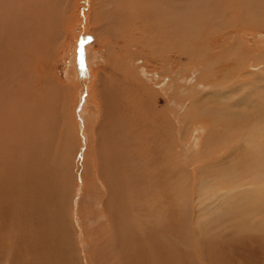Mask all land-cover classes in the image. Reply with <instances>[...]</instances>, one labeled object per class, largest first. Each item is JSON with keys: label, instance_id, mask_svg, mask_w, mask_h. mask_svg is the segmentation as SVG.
<instances>
[{"label": "bare ground", "instance_id": "bare-ground-1", "mask_svg": "<svg viewBox=\"0 0 264 264\" xmlns=\"http://www.w3.org/2000/svg\"><path fill=\"white\" fill-rule=\"evenodd\" d=\"M231 1L92 0L95 7L84 14L77 0H0V247L13 248L8 264H264V145L255 147L257 143L247 139L246 161L229 164L223 171L235 182L218 184V189L215 185L206 199L177 202L175 209L169 194L177 145H172L174 89L168 78L177 77L175 66H185L188 58L173 50V42L178 34L181 43L187 41L189 26L200 32L208 31L203 26L214 27L211 14L220 17L221 7ZM241 1L249 7L254 0ZM77 13L86 22L87 33L94 28L96 34V46L87 53L82 36L72 44L68 40L80 23ZM231 15L227 17L234 19ZM241 22L235 31L240 25L254 29L248 21ZM225 27H219V35L204 46L205 58H222L223 49L216 48L232 36V31L220 35ZM245 49L243 67L251 62V75L262 72L251 79L259 89L239 100L230 94L232 88L221 89L214 102L207 101L216 108L209 111L214 121L207 120L206 138L223 140L227 162L239 152L227 145L233 141L229 130L249 125L243 120L249 118H243L245 110L235 107L247 106L248 100L259 110L264 105V77L258 79L264 75V59L253 55L255 47ZM188 63L194 71L202 68L203 75L205 62ZM225 63L219 59L210 66L214 81L237 68L236 63ZM202 82L208 83L200 81L197 86ZM191 119L206 126L197 116ZM226 131L231 134L228 141ZM91 150L100 165L89 167ZM87 167L100 191L110 195L111 216L100 210L104 216L98 222L112 230L105 232L102 225L100 237L93 236L95 231L90 232L85 221L84 229L79 228L74 216L67 225L58 207H51L54 192L59 196L72 174ZM79 181L77 191L91 183ZM84 235L89 247L91 236L98 244L104 240L98 249L93 245L98 256L91 247L93 253L84 257ZM41 237L54 258H39Z\"/></svg>", "mask_w": 264, "mask_h": 264}, {"label": "rangeland", "instance_id": "rangeland-1", "mask_svg": "<svg viewBox=\"0 0 264 264\" xmlns=\"http://www.w3.org/2000/svg\"><path fill=\"white\" fill-rule=\"evenodd\" d=\"M74 1H76V0H74ZM99 1L100 0H96V2H99ZM77 2H78L79 7H82L83 13H84V11L87 13V11H89L90 9L93 8V6L95 7V5H96V2L94 5L92 0H77ZM240 2H241V4H240L241 7L239 6ZM239 3L235 2V0H234V1H231V4H229V5L224 4V6L221 7L220 17L216 16V18H215L211 14V17L213 19H215L214 23H216V24L214 25V27H211L212 25L203 26V27L209 28L208 31H206L207 30L206 29V30H203L202 32H200V30L197 29L198 28L197 26H191V27L189 26L188 37L186 36L187 41H185L184 43H181L182 35L178 34L177 38L173 42V45H174V46H172L173 50L180 53L182 55V59H185V57H188V58H186V60H184L185 66L184 65L175 66V68H179L180 77L178 74L177 77H175L176 75H172L168 78V81L173 82V89H174L173 90V101L170 104L171 110L173 112L172 127H173V140L174 141H173L172 145H174V147L177 145L176 146L177 148L176 147L174 148V155H173V158L171 159V170H170L171 183H170V187H169V194H170L171 201L174 204L176 203L174 205V207H172V208H175V209H176V206L178 204L177 202H182V201L188 202V201H196L198 199H202V200L206 199V196H204V195H208V194L211 195L210 193L212 191L214 192V190L217 188L218 184L220 187V186H225V184L228 185V184H232L233 182H235L231 176L225 175L223 173V171L225 168L228 167L229 164H232L236 161H240V162L246 161L244 159V157L248 154L247 144L245 143L247 139L255 141L257 143V145L255 147H257L258 145H260V146L264 145V105H263V109H261V110L256 109L257 105H254L256 103H252L253 100H248L247 106H245L243 103H240V106H239L240 108L238 106L235 107L236 111H238V110L241 111L242 109L245 110V114L243 115V118L246 116H249V118H248V120H245V119H243V120L246 123H248L249 125L247 127H241V126L240 127H234V129L229 128L230 130L228 128H226L233 135V141L228 142L227 145L229 144L233 149H235L236 152L239 151V152L235 153V157L232 161H230V162L226 161V159L229 158V156L228 155L224 156L225 152H222V149L224 148V143H223V140L221 138H220L221 141L213 140V139L209 138L208 135L206 138V133L208 130L207 125H209L207 120L214 121V116L210 117L209 111L214 113L215 108H216L215 107L216 104H208L207 101L214 102V96H215L217 91H219L221 89L232 88L229 90L230 94L233 96V98L235 100L236 99L239 100L240 97L245 96V95L253 92L254 90L259 89V87H257V84H255L256 80H251V79H253L252 76H254V77L259 76L260 73L262 74V72H261V70H259L258 72L256 71V73L254 75H251L250 73L252 72V70L249 68L252 65V63L250 62L246 67H243V65L245 64L243 57H244V59H246L245 57H247V55L245 53L242 54V52L246 46L251 47V48L255 47L256 51H254L253 55L257 56L259 59H261V61L264 59V54L261 53V49H264V28H261L264 26V0H254L252 2V5L250 4L251 5V6H249L250 8L246 7V6L244 7L241 0L239 1ZM86 13H84V14H86ZM90 14H92V12ZM227 14H233L234 16H232V15L231 16L235 17V18L231 19L230 17H227ZM77 16L79 17V18L77 17V19L80 20L79 21L80 23H78L76 26L77 30L74 29L73 30L74 33L72 32V35L71 36L69 35L68 40H69L70 44H72L73 40L76 39V41H78V39L82 36L83 37L82 46L84 48V53H87V49L89 47L96 46V43H95L96 42V36H95L96 34L94 32V28H91L89 30L90 32L88 31V33H87L86 22L85 23L81 22L82 18L80 17V15H78V13H77ZM218 19H220V20H218ZM72 20L73 21L76 20V17H74ZM86 20H88V19L86 18ZM241 20H245V21H248L250 24H253L254 26L253 25H251V26L254 29L244 30L243 29L244 26L240 25L238 27V29H240V30L235 31L236 26L239 25L240 23H243V22H241ZM258 23H260V24H258ZM73 24H75V23H73ZM217 24H219L218 27H217ZM223 26H227V27H225V30L223 32H221L220 35H223L226 32L232 31V36L227 39L229 41H227L222 47L216 46L217 52L219 50L218 48L223 49L224 53H223L222 58H218V59H214V60H212L211 58L208 59L207 57L205 58L204 53H203L204 46L208 43L209 40L212 41V40H214V38L216 36L219 35V33L217 34L218 31H216V30H218L219 27H223ZM246 26H248V25L246 24ZM256 27H259V28H256ZM77 32H79L81 35L79 37L77 36V38H75L76 37L75 35L79 34ZM212 32L214 33V36L212 35L213 34ZM208 33H210L211 35H209L208 37L204 36L205 34L207 35ZM110 38L112 39L111 36H110ZM248 51H249V49H248ZM262 51H264V50H262ZM70 52H71V47H70ZM217 52L213 51V54H215ZM66 53H67V50L65 51V54L63 52V54L65 56H66ZM189 59L191 60V63L193 65H195L196 63L197 64H204V62H205L206 67L203 69V75L200 72V70H202V68L200 70L194 71V67L188 63ZM219 59H224V61L227 62L225 64H230V62H232L234 64L236 63V67H237V68H232L227 74L223 75L224 77L222 76L220 78V82H219V79H217L216 81L213 80V70L210 68V66L215 62V60H219ZM207 60L209 62H211L212 64H210ZM262 62H264V60ZM64 64L65 65L68 64L67 66L70 65L69 63H66V62H64ZM66 68H68V67H66ZM66 68L64 69V73L62 74V76L64 78L67 77ZM262 69H264V67H262ZM248 74H250L249 77H247ZM228 76H230V77H228ZM260 77H262V78H260ZM260 77L258 79L262 81L264 75H262ZM200 81H208V83L205 84L206 82H202V86H197V83ZM174 82L177 83L176 89H175ZM254 84H255V87H253ZM241 85H242V88H241ZM179 86H180V88L185 87V90H183L182 93L179 92V90H180ZM249 86L251 89L249 88ZM216 88H217V90H216ZM251 90H253V91H251ZM243 91H244V93H243ZM249 91H251V92H249ZM211 93H213V95H211L207 98L206 95L211 94ZM236 93H238V94H236ZM181 103L182 104L184 103L183 106ZM224 104H225V102L222 101L221 105H224ZM183 107H184V109H183ZM174 110H176L177 112ZM194 116L199 117L204 122V124L206 126L202 125L201 127H199L198 122L196 120L191 119V117L194 118ZM234 120H236V119H234ZM237 122L241 124L240 119ZM197 130H198V132H197ZM85 132H87L86 129H85ZM174 133H177V134H174ZM193 135H195V136H193ZM225 135H226V139L228 141L231 134H229V132L226 131ZM197 139H198V141L196 142ZM92 142H94V139L92 140ZM92 153H93V151L91 150L89 157L92 156L91 155ZM251 155H252V153H251ZM92 157L93 158H89V160H88L89 161V167L93 166L95 162H97V164L100 165L99 159H97V157H95V156H92ZM91 159H92V161H91ZM90 161L92 163H90ZM184 165H186V167ZM87 168H84V169L81 168L80 171H77V174L73 173L72 179H71V177L69 178L67 185L60 191L59 196L55 194L56 191L54 192V195L56 196V200L51 205V207L53 205L56 206V208L58 207L59 216L62 217V218L60 217V219L62 221H64L67 225H69V222L72 221V216H74L75 220H77L79 222V228L84 229L83 227L86 226L87 229H90V228L92 229V230L90 229V232L91 231L96 232L95 229L97 228L98 229L97 234L95 232L93 233V236L97 237L103 233L102 230L105 231V228H106L105 232L110 233V231L112 230L111 227H110L111 230L108 228L109 226L107 224H103V223L101 224V221L98 222L99 219L102 220V217L104 216V215L101 216L100 210L106 214L107 218H109V216H111L110 212L107 209V204L110 201V195H109V193L104 194L102 191H100L99 186H97V185H99L96 182L97 180L92 178L93 174H92L91 169L90 168L87 169ZM244 173L246 176L248 175L247 171H245ZM74 175L77 177H75ZM82 176H84V178ZM257 176H259V175H257ZM80 179H81V181L83 180V183L87 179L90 180L91 183L89 186L87 184H85L84 186H82V185L79 186V190L77 191V190H75L76 189V182L78 185V181ZM208 179H210L211 181H207ZM201 180H202V185L200 183ZM209 184H210L211 189H208ZM93 185L97 187V190L99 188L98 192H97V190H95L96 187L93 189V187H94ZM215 185H216V188H215ZM71 186H73V187H71ZM200 187H202V188L200 189ZM84 189L85 190L88 189V190H90V192L88 190L85 191ZM106 189H107V187H106ZM97 193L99 196L98 198H97V196H93L94 194L97 195ZM88 194H89V196H88ZM81 197L82 198L84 197V199H82ZM128 198H129V195H125V199H128ZM57 200H59V201H57ZM102 200H103V202H102ZM104 202H105V204H104ZM101 203H102V206L105 205V207H101ZM83 207H85V208L83 209ZM101 208L102 209L106 208L107 212H106V210H102ZM82 213H83V215H82ZM95 217L97 220L95 219ZM85 218H87V219H85ZM82 221H85V222H83V224H85V226L81 223ZM95 224H98V225H95ZM18 225L26 226V223L25 222H18ZM102 225L104 226V228L102 227ZM95 226H99V227L95 228ZM107 228H108V230H107ZM99 231L102 233H100ZM88 232H89V230H88ZM109 233H107V236H109ZM96 237H93V238H92V236L89 237V243L90 244L92 243L91 247L94 248L95 245H96L95 248L102 247V245L100 243H103L104 240L99 243L101 245L100 246L98 244V242H95L96 240L98 241V239ZM84 238L86 239L85 235L83 236V239H82V246L83 247H81V250L84 253V257L86 258L87 257L86 254H88L89 252L91 254L92 251L94 252L95 256H98V253L95 252V248L92 251H89V249L91 247L87 246V244H84V243H86V240ZM92 239H94V240H92ZM108 239H109V237L107 238V241H108L107 244L109 245L110 240H108ZM8 245H9V243H6V246H8ZM106 247H107V245H106ZM106 250H107V248H106ZM106 250H105V252L107 254ZM13 252H14L13 248H7L5 246L0 247V257H1L0 262H1V264H8L10 262V260L12 259V257H10L9 255L13 254ZM40 252L41 253L39 254V258L52 259L55 257L54 253L51 254L48 251H46V249L44 248L43 237H41ZM99 255H100V253H99ZM98 264H104V263L100 262ZM249 264H254V262L249 261Z\"/></svg>", "mask_w": 264, "mask_h": 264}]
</instances>
